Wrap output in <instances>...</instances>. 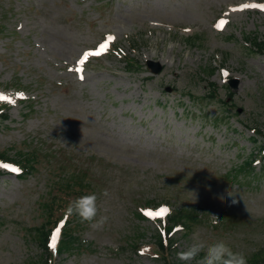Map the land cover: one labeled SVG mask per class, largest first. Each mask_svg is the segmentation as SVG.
I'll return each mask as SVG.
<instances>
[{
  "label": "rangeland",
  "instance_id": "1",
  "mask_svg": "<svg viewBox=\"0 0 264 264\" xmlns=\"http://www.w3.org/2000/svg\"><path fill=\"white\" fill-rule=\"evenodd\" d=\"M246 4L264 0H0V93L15 100H0L10 105L0 153L39 147L42 161L27 179L0 167V264L38 258L29 229L45 218L48 186L79 167L108 221L82 223L83 246L55 250L53 264H159L153 239L167 214L147 213L179 205L205 218L188 237L177 233L169 257L179 264H192L178 253L199 241L224 240L245 256L264 246V173L225 176L253 150V130L264 132V55L243 37L264 34V10ZM197 35L204 40L189 45Z\"/></svg>",
  "mask_w": 264,
  "mask_h": 264
},
{
  "label": "trees",
  "instance_id": "2",
  "mask_svg": "<svg viewBox=\"0 0 264 264\" xmlns=\"http://www.w3.org/2000/svg\"><path fill=\"white\" fill-rule=\"evenodd\" d=\"M245 39L247 43L250 44L253 51L264 54V36L260 38L259 35L252 34L246 35ZM200 40L201 38L199 37L196 39L191 37L188 39V43L193 46L199 44ZM130 60L131 58L127 56L128 69L130 71L139 70L137 66H135V63ZM214 71L215 69H211L208 75L211 76ZM211 85L213 86V91L218 89L215 83H212ZM213 91L211 88V96L214 94ZM3 107V105L0 106V115L2 118L7 119L8 115L1 112ZM214 122L216 123L217 121L214 120ZM255 133L263 136L262 141H259L256 136L252 137L255 144L254 148L258 151L257 153L253 151L245 162L225 174L226 178H229L231 181H234L239 175H243L244 172L255 176L262 173V171H256L255 168L251 167V160H255L258 156H261L262 158L264 157V133L257 129H255ZM39 150V147H35L32 150H27L25 152L22 150L17 151L15 154H10L8 150H5L0 153V161L16 165L21 170L20 178L26 179L37 171V165L42 162L40 161ZM77 169L79 170V173L73 172L69 175L67 174L63 178H61L62 175H60L58 180L52 179L53 183L48 186L50 188L48 191L50 196L46 197L41 204V210L45 218L38 226L29 229L31 240L36 244L40 251L39 256L36 259L33 258V260L29 261L27 264H53V252L50 247V238L53 230L62 222H64V224L62 227V237L58 246V254L63 255L65 253H72L77 248L83 246L84 241L78 234V231L83 227L82 223H80L79 219L75 216H66L65 209L70 200L82 195L95 194V187L97 186L91 183L92 178L90 177V179L87 174H85L88 167H79ZM64 172L65 169H63V173ZM160 202L166 201L161 200ZM160 202L150 200L147 204L149 206H157ZM137 216L140 219H144L141 212L137 213ZM204 219V214L201 213L198 207L193 205H179L173 209L168 215L167 224L163 225V230L159 229L156 231L153 239L155 246L161 254L158 263L179 264V262L173 261L169 257V254L173 252L174 248L176 249L174 244L176 242L175 237L177 233L183 231V235L188 237V235L194 232L196 228L195 226L201 223ZM179 227H181L180 230L178 229ZM141 236H145V233H140L139 236L137 235L139 238H141ZM138 247L139 244L137 245V242L134 243L133 248L136 251L138 250ZM245 257L247 259V264H264V246L257 247L254 252ZM192 264H197L196 260H194Z\"/></svg>",
  "mask_w": 264,
  "mask_h": 264
},
{
  "label": "clouds",
  "instance_id": "3",
  "mask_svg": "<svg viewBox=\"0 0 264 264\" xmlns=\"http://www.w3.org/2000/svg\"><path fill=\"white\" fill-rule=\"evenodd\" d=\"M107 191L104 195H107ZM98 197L96 194H87L70 200L65 215L77 217L80 223H87L94 229L102 227L108 221L107 216H99ZM99 217V218H98ZM217 222L219 220L217 219ZM179 260L197 264H247V259L242 252L234 249L224 240L210 244L199 241L192 244L186 251L178 253Z\"/></svg>",
  "mask_w": 264,
  "mask_h": 264
},
{
  "label": "snow or ice",
  "instance_id": "4",
  "mask_svg": "<svg viewBox=\"0 0 264 264\" xmlns=\"http://www.w3.org/2000/svg\"><path fill=\"white\" fill-rule=\"evenodd\" d=\"M249 7L260 8L261 10H264V5H259V4H246V5L242 6L241 10H243V8H249ZM226 23H227V21L221 20L218 23L217 27L220 29H223V27ZM114 39H115V37H113V36H109L107 38L108 42H111ZM107 50H108V43H104V44L100 45V47L97 51L85 52L82 59L79 61L80 67L77 69V71H79L80 73H83V65L89 59L90 56H100L103 53H105ZM224 75L227 76L228 73H224ZM80 79L83 80L84 76L80 75ZM20 97L23 98L22 93H20ZM0 100H7L10 103L15 104V100H12L10 97L5 96L3 93H0ZM0 167L7 168L13 173H19L21 171L18 167H14V166L7 165V164H0ZM168 212H169V209L164 208V209H161L159 212H149V213H147V215L150 217H153V218L164 217ZM61 226H63V224ZM59 236H60V228L58 227L55 231V234L52 236V241H51V245H50V247L53 250H55V248H56V244H57V240H58Z\"/></svg>",
  "mask_w": 264,
  "mask_h": 264
}]
</instances>
